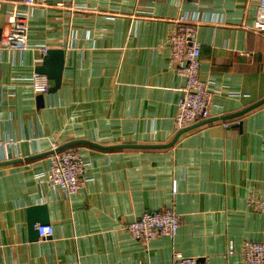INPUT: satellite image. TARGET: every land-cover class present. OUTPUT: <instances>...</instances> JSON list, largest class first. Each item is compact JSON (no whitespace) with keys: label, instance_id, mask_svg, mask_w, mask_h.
Here are the masks:
<instances>
[{"label":"crops","instance_id":"1","mask_svg":"<svg viewBox=\"0 0 264 264\" xmlns=\"http://www.w3.org/2000/svg\"><path fill=\"white\" fill-rule=\"evenodd\" d=\"M260 1L0 0V39L17 14L30 43L0 46V264H171L175 252L247 264L226 253L231 242L239 250L264 240V209L249 204L251 194L264 196V104L222 117L264 98V33L251 29ZM181 15L196 26L217 119L172 146L116 147L164 146L182 130L175 116L185 80L168 48ZM43 48L65 58L61 87L46 94L29 82ZM54 141L86 164L78 193L42 177ZM37 204L54 229L45 240L28 224ZM170 207L181 217L173 238L144 243L125 230L144 211Z\"/></svg>","mask_w":264,"mask_h":264},{"label":"built area","instance_id":"2","mask_svg":"<svg viewBox=\"0 0 264 264\" xmlns=\"http://www.w3.org/2000/svg\"><path fill=\"white\" fill-rule=\"evenodd\" d=\"M53 0H23L27 6L46 5ZM63 1V0H60ZM175 27L168 37L171 63L184 78L181 87L182 96L177 104L175 126L178 130L185 129L211 117L213 91L208 80L201 76V45L196 38L197 30L194 21L186 15L175 20ZM10 32L1 37L0 46L13 45L18 50L30 47L28 26L21 23L19 15L9 18ZM251 29L256 33H264V0L258 4L257 14ZM48 49L43 48L45 55ZM29 82L35 93H49L52 81L44 74L35 72ZM228 126L227 124H225ZM4 142L0 140V146ZM62 144L54 141L49 156V169L43 178L53 186H58L67 194L78 193L86 182V164L77 148H61ZM39 177L40 179H43ZM249 204L256 210L264 209V196L251 194ZM181 226V217L174 208L144 211L128 224L125 230L135 239L145 243L161 237L173 238ZM41 239L45 240L54 234L52 225H38ZM241 254L247 264H264V240H244L239 250L229 245L226 255ZM171 264H210L205 257L184 256L175 252Z\"/></svg>","mask_w":264,"mask_h":264},{"label":"water","instance_id":"3","mask_svg":"<svg viewBox=\"0 0 264 264\" xmlns=\"http://www.w3.org/2000/svg\"><path fill=\"white\" fill-rule=\"evenodd\" d=\"M64 66H65L64 50L63 49H50L44 55V62L36 68V72L46 75L53 82V84L50 87L49 92H55L61 87V83H62V79H63ZM38 99L42 100V96H39ZM263 104H264V98L262 100L256 102V103L252 104L251 106L237 112V113L227 115V116H224L222 118L225 119V118L237 117V116L244 115V114L254 110L255 108H257ZM216 119L217 118H209L205 121H202L200 123H197L195 125L187 127L185 129H182L176 135V137L174 138V140L170 144H167L164 146H159V145H120V146H116V147H129V146H131V147H139V148H159V147L172 146L177 141V139L179 138V136L183 132L190 130L194 127H197L199 125L212 122ZM240 126H241V124H240ZM65 147H67V145L62 146L61 148H65ZM27 213H28V224H29L31 236L36 237L38 235V230L36 228V225L37 224H39V225L49 224V214H48L47 205L37 204L34 206H30L27 209Z\"/></svg>","mask_w":264,"mask_h":264},{"label":"rangeland","instance_id":"4","mask_svg":"<svg viewBox=\"0 0 264 264\" xmlns=\"http://www.w3.org/2000/svg\"><path fill=\"white\" fill-rule=\"evenodd\" d=\"M145 243V242H144Z\"/></svg>","mask_w":264,"mask_h":264}]
</instances>
